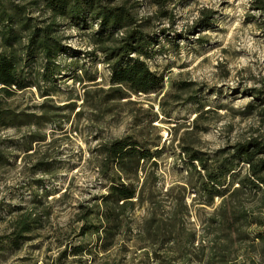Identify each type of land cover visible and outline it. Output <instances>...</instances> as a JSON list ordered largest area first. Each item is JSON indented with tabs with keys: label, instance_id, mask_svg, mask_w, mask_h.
I'll use <instances>...</instances> for the list:
<instances>
[{
	"label": "rangeland",
	"instance_id": "rangeland-1",
	"mask_svg": "<svg viewBox=\"0 0 264 264\" xmlns=\"http://www.w3.org/2000/svg\"><path fill=\"white\" fill-rule=\"evenodd\" d=\"M166 2L168 16L162 17L154 0H127L138 18L148 19L145 31L162 46L155 45L161 50L148 59L164 74L161 89L104 101L111 73L89 41L92 30L63 20L58 32L66 50L57 57L59 74L53 82L41 81L52 94L42 97L31 86L9 99L21 113L39 114L46 102L54 121L0 129V264H208L209 255L218 258L221 251L232 264H264V243L257 237L263 227L242 225L239 237L227 229L221 233L213 215L220 198L203 204L191 188L184 191L180 208L181 234L187 242L194 233L193 245L150 244L142 231L146 206L130 213L132 222L107 249L103 245L109 241L97 233L81 234L86 222L81 217L96 208L108 188L99 172L101 142L132 132L157 141L162 149L156 159L157 197L163 204L158 213L166 216L171 202L166 189L185 184L183 143L214 152L264 134L256 111H247L253 90L264 87V33L251 18L258 15L251 10L252 0ZM205 15H211L210 22L202 23ZM180 81L193 85L183 92L173 85ZM190 96H195L192 101ZM239 168L245 173L247 165ZM179 189L172 194L178 196ZM247 191L240 207L264 221L260 191ZM23 214L34 219V226L14 244L13 225ZM88 220L97 222L96 212ZM77 245L84 250L73 255ZM185 253L190 260L182 259Z\"/></svg>",
	"mask_w": 264,
	"mask_h": 264
},
{
	"label": "trees",
	"instance_id": "trees-1",
	"mask_svg": "<svg viewBox=\"0 0 264 264\" xmlns=\"http://www.w3.org/2000/svg\"><path fill=\"white\" fill-rule=\"evenodd\" d=\"M154 2L159 5L161 16H168L166 0ZM251 10L257 11L258 15L251 18L264 33V0H252ZM34 12L39 14L35 16ZM210 17L205 15L202 23L210 22ZM144 19L138 18L133 5H128L127 0H0V129L54 121L52 109L46 102L36 114L18 112L8 101L19 90L31 86H36L42 97L52 94L51 90L42 89L41 81L53 82L59 74L57 57L66 50L58 32L63 20L75 27L87 24L86 28L92 30L89 41L102 54L103 62L111 73L104 101L123 98L127 93H150L161 89L164 74L153 70L148 63V59L161 48H154L160 45L159 40L145 31L148 19ZM200 41L203 43L205 40ZM30 73H34L35 77L29 78ZM173 85L185 92L191 89L193 82H173ZM194 97L190 96L188 101ZM252 97L247 111H256L264 126V87L255 88ZM158 146L157 141L136 132L99 144V172L109 183L107 191L100 196L91 212H96L97 222L86 223L91 213L81 217L86 221L81 228L82 235L97 233L109 241L103 245L107 249L120 229L132 222L130 213L138 206H146L149 214L142 222V231L150 244L159 248L165 243L193 245L194 233L187 242L181 234L180 208L184 203V191L191 188L203 204L211 205L216 197L220 198L213 215L217 216L221 233L227 229L239 237L242 225L256 223L263 227L257 237L264 243V221L240 207V198L251 189L260 191L264 205V134L214 152L204 151L193 143H183L181 153L187 172L185 184L166 189V194L171 196L166 216L158 213L163 207L157 197L156 159L162 151ZM2 157L0 153V164L3 163ZM241 163L247 165L245 173L240 172ZM177 188H180L178 196L172 194ZM15 221L11 235L12 241L17 244L26 233L31 232L34 219L29 214H23ZM83 250V246L77 245L71 252L79 255ZM67 251L64 249L61 254L66 256ZM224 253H218V258L214 254L209 255L207 263L232 264L226 260ZM187 256L185 253L182 259Z\"/></svg>",
	"mask_w": 264,
	"mask_h": 264
}]
</instances>
